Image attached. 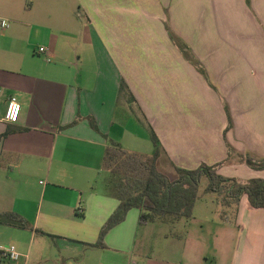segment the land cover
Returning a JSON list of instances; mask_svg holds the SVG:
<instances>
[{"label": "crops", "instance_id": "0c3cea01", "mask_svg": "<svg viewBox=\"0 0 264 264\" xmlns=\"http://www.w3.org/2000/svg\"><path fill=\"white\" fill-rule=\"evenodd\" d=\"M0 19V214L52 236L0 225V246L20 254L0 264H136L137 255L183 264L180 251L154 261L136 250L139 228L157 224H139L136 209L105 248L93 246L119 204L101 181L108 140L150 155L142 118L159 140L160 172L163 163L175 172L222 162L221 176L264 179L244 161L264 159V0H0ZM122 80L135 103L119 96ZM11 96L21 106L15 123L4 118ZM232 229L229 264H264V208L243 195ZM216 232L221 249V220Z\"/></svg>", "mask_w": 264, "mask_h": 264}, {"label": "trees", "instance_id": "16d2710c", "mask_svg": "<svg viewBox=\"0 0 264 264\" xmlns=\"http://www.w3.org/2000/svg\"><path fill=\"white\" fill-rule=\"evenodd\" d=\"M167 30L169 31L168 27ZM169 35L183 57L206 79L205 70L189 47L170 31ZM119 96L124 97L128 104L135 103V99L123 80L119 85ZM142 122L148 129L153 146V152L150 155L125 151L118 143L108 140L102 159L101 181L105 193L117 199L119 204L101 227L94 247L105 248L106 234L123 222L131 209L141 211L139 224H168L175 222L180 217L189 218L197 199V188L203 177L207 180V192L219 195L218 211L223 223L229 222L231 213L232 218H235L240 198L243 195L247 197L251 207L264 208V179L253 178L242 182L236 178L221 176L217 170L222 162L196 169L174 166L176 179L169 181L155 166L161 150L159 140L144 118H142ZM90 125L95 128L92 121ZM230 126L231 121L228 115L226 130ZM227 148H229L228 145ZM244 161L253 170H264V159L257 160L245 156ZM0 225L29 229L37 234L52 237L40 230L33 229L15 213H1Z\"/></svg>", "mask_w": 264, "mask_h": 264}, {"label": "rangeland", "instance_id": "374dc122", "mask_svg": "<svg viewBox=\"0 0 264 264\" xmlns=\"http://www.w3.org/2000/svg\"><path fill=\"white\" fill-rule=\"evenodd\" d=\"M2 20L9 23L5 18ZM5 30V28H0V32ZM149 143L148 141V145H150ZM163 166H165L162 169L164 170L163 174L168 180H175V172L166 167L167 165L164 163ZM206 185L207 180L203 177L197 188L196 208L189 218L180 217L173 223L147 224L145 227H140L137 232L138 245L136 250H143L142 253H149L154 261L158 259V257L167 261L168 259L163 257H169V255L171 257L172 249L173 251H180L184 253V257L181 259L183 264H188V262L193 260L191 255L195 256L196 253L205 252L209 253V256H211L210 264H229L235 246V231L232 229L235 218H232L231 213L229 222L223 223V247L221 246V249L214 247L213 244L215 243H213L212 240H214L217 233L216 228L220 223L218 211L219 195L207 192ZM134 211H137L138 215L141 213L138 209ZM163 234H168L169 238L163 239ZM137 256L139 257L136 258L135 263L145 264L144 259L140 257V255Z\"/></svg>", "mask_w": 264, "mask_h": 264}, {"label": "built area", "instance_id": "2783aa9c", "mask_svg": "<svg viewBox=\"0 0 264 264\" xmlns=\"http://www.w3.org/2000/svg\"><path fill=\"white\" fill-rule=\"evenodd\" d=\"M7 23L2 21L1 27H6ZM38 54H47V49L44 47H39L37 49ZM21 106L15 96H11L7 100L6 111H5V121L10 123H15L19 119ZM20 258V254L17 252L14 246H0V260L15 262Z\"/></svg>", "mask_w": 264, "mask_h": 264}]
</instances>
